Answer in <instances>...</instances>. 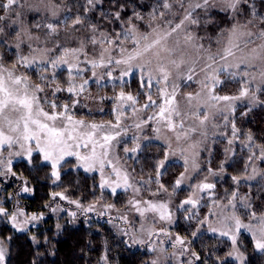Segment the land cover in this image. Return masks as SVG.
<instances>
[{"label": "snow or ice", "instance_id": "6c2138e0", "mask_svg": "<svg viewBox=\"0 0 264 264\" xmlns=\"http://www.w3.org/2000/svg\"><path fill=\"white\" fill-rule=\"evenodd\" d=\"M103 3V0H86L84 5V13L82 16L79 13L75 16L65 14L63 18H60V12L62 10L63 0L61 3H56L55 0H38L37 3H32L31 0H6L5 3L0 4L5 12V15H0V37H6L12 35L17 43L14 47L19 50L21 44L24 43L22 37L26 36L28 40H39L40 38L33 37L30 30L25 28L23 17L26 12H34L37 14L44 13V19L47 22H36L33 27L36 29H46L45 35L49 38L59 37L60 26L63 25L66 31L65 39L68 41L77 40L79 47L71 48L64 47L59 41L56 42V49L61 50V55L56 59L38 60L36 56L19 55L11 63V67L6 66L3 56H0V155L3 154V150L12 149L14 146H19L22 151L9 152V156H23L26 155L29 162H31L33 152L42 154L44 161H50L53 169L51 175L57 180L59 179V172L57 171L60 161L65 156H75L86 171L94 170L96 165H99V170L102 175L101 188L108 186L112 188V192L115 193L116 188L121 187L119 181L115 183V187L109 184L103 179V170L105 162L111 164L110 160H107L109 155V149L112 147V142L121 135L120 131H112L120 129L121 120L120 115L116 116V122L108 121L105 123L97 124L95 122L86 123L83 119H75L72 114L69 113V105H58L55 101H47L48 107L51 111H46L42 106L41 98L38 93L44 92V87L38 83H32L30 77L24 74H17L20 67L31 68L34 64H50L53 69H56L62 65L68 66L69 75L72 76L73 69L79 73L83 71L78 65L71 64L68 60V56H74L77 59L78 53L87 54L84 52L85 41L84 39L75 36V32L80 29L77 26H85L86 14L93 11L98 4ZM187 4V7L185 6ZM249 0H162L159 5L164 11H158L156 8L148 14L146 22V28L148 31H141L139 27L132 23L133 18H129L127 23L130 25L124 31L116 33L114 36L100 32V39H97L95 33L98 28L94 24H87V28L91 31L92 35L88 37V42L95 47L101 46L99 61H89L93 68L97 67H119L124 66L121 71V78L130 75L134 70L139 71L142 74V87L145 83L148 87H151V81L156 80L157 84H163L162 88L158 89L159 97L162 103H157V100L152 98L151 94H148L146 99L147 103L142 105L140 110L148 109L149 107H158L159 111L154 116H149L147 120L156 119L158 124H161L169 132L174 133V138L177 145L180 142L187 141L191 138L192 133H196L198 129H203L206 123L209 121L212 115L209 110L210 107L214 108L215 103L211 105L209 102H233L247 100L252 106H264V100L259 98L258 94H264V28H260L258 31H252L250 25L254 24L255 20H259L261 24H264V16L257 17L254 11H250L249 15L253 19H248L244 23H240L236 19L238 15H243L244 5H248ZM120 7L119 5L117 6ZM177 7L182 10L183 15L178 23H174L172 19H167V13L173 11V8ZM212 8H218L220 11L231 13L230 18L235 22L230 29L222 30L217 37L215 43L218 45L215 52L212 51V41L209 38L208 47H205L204 43H200L204 37H198L188 30L190 25H199L200 20L194 16L196 9H203L205 13ZM67 12L71 13V8H67ZM114 18L120 20V10L114 13ZM135 20L144 22L145 17L140 13H134ZM55 21V22H53ZM6 29L11 30L10 32ZM130 42L131 47L127 45ZM4 45H7V39L0 41ZM108 47H104V45ZM31 48V45L29 44ZM191 47L196 52V58L188 59L186 57V49ZM49 49L48 51H53ZM33 52L37 49H32ZM118 53V57L113 55ZM201 60L203 63L201 64ZM106 61V62H105ZM199 67V73H203V79L198 80L197 66ZM148 72L147 81H144L143 73ZM155 73V76H153ZM227 74L228 77L236 80L240 84L238 95H217L215 94V88L224 84L225 81L221 80V75ZM107 76H111L112 72H106ZM93 76L96 73L93 72ZM45 77L41 76V80ZM74 79V77H73ZM211 82L212 87H209ZM88 83L87 80L79 86V91H84V86ZM192 83H199L200 91L187 92L184 94L183 99L185 103L184 109L181 108L180 101L177 96L180 94L182 87H191ZM171 88V91L168 89ZM62 89L56 88L53 91H61ZM70 93H75V86L72 85L67 89ZM206 97L207 99L201 103V99ZM120 99L131 101L135 105L138 101L133 95L120 93ZM79 101H76L78 103ZM195 102V103H194ZM229 108L234 111L235 105L230 104ZM57 109H60L57 111ZM251 110V108L249 109ZM134 111H136L134 109ZM222 111V109L220 110ZM246 115V113H245ZM227 120V116L224 117ZM186 119H191L194 122L192 126H189L185 130ZM177 120L179 122H177ZM145 123L147 121H144ZM136 128H140L141 124H136ZM126 131V130H125ZM156 132H160V128L154 129ZM239 129L236 128L235 123H232V135L237 137ZM99 134V136H98ZM202 136H206L205 131H201ZM238 138V137H237ZM135 139V138H134ZM148 139V138H145ZM156 139H160L157 136ZM249 144H252L254 138L249 133L247 135ZM232 143L231 140L228 141ZM89 148L90 154L81 155L75 149L81 147ZM247 146V145H246ZM97 147L101 151L97 152ZM189 147H195V145H189ZM260 149V154L257 157L260 160H264V145H255ZM141 149V145L136 143V146L132 149L125 148L124 151L128 153L137 152ZM165 151L163 158L156 162L157 176L162 174L161 170L166 169V165L170 156L176 155V150L172 148L171 141L169 140L165 145ZM251 151V148L249 149ZM186 149L180 148V156L184 159L185 171L187 172L188 158L184 155ZM198 153H194V157ZM252 156H256L253 152ZM249 157V160L252 159ZM0 164H4L3 160H0ZM12 160L7 161V171L11 175L15 176L16 173L11 169ZM192 168L194 171L199 170V164L195 158L192 159ZM113 171L116 172L119 177V170L113 167ZM221 171H223V165H221ZM255 172V169L253 170ZM5 173L0 172V175ZM256 175H264L256 173ZM256 175H250L246 178L248 180H254ZM207 179V178H205ZM184 180V173L181 174L173 187V192L180 187ZM233 181L239 183L237 177H233ZM159 183V181H157ZM124 186L131 187L128 184L127 175L124 176ZM215 187L212 183H201L196 185V188L200 191L210 190ZM160 190L168 192V189L164 185L160 184ZM23 191L29 192L31 189L27 186L23 188ZM138 191V189H137ZM159 193H153L158 195ZM59 196L61 199H65L62 193H54L53 198ZM237 193H232V200H229V204L235 208L236 205L233 200L236 199ZM70 203L76 204L78 208L82 205L78 201H70ZM130 203H132L130 201ZM139 201L135 202L133 206L136 211L144 216L145 212H154L159 214L160 220H171V213L168 211L167 203H153L151 201H145L147 207L141 209L139 207ZM198 200L193 197L185 199L180 207L185 205H191L192 208H196ZM241 207L245 209H251L252 205L249 202V198L245 197L240 201ZM107 208L113 207V205H105ZM95 205H89L87 208H83L85 213L93 211ZM187 211V209H185ZM55 211V209H53ZM75 217L76 213H70ZM0 216H8L12 227L17 231H25L26 226L31 223L42 219V215L38 216L32 214L27 216L22 210H17L16 213L9 215L7 210L0 207ZM249 223H244L238 216H232L229 219L234 221L235 227H229L226 231H220L221 236H226L230 239L232 245V251L226 254V259L231 258L235 261H239L240 264H245L246 258L239 250V234L241 230H245L251 234V239L254 245V249L260 252H264V213L257 215L255 211H249ZM24 217V219H20ZM195 218V213H192L188 219ZM127 220V217H124ZM255 221V223H253ZM198 227L192 232V236L196 237L201 231L204 225H207V230L213 233L217 232L216 228H213L208 224V219L205 217L203 220L197 221ZM59 227V225L57 226ZM128 235L127 232H124ZM149 237L153 235L150 231ZM34 242L35 237H32ZM131 243L129 246L141 244L145 241L143 239L129 238ZM176 243L183 245L185 240L179 236L176 237ZM175 246V245H173ZM149 251L154 252L155 248L149 246ZM183 255V252L181 253ZM196 255L194 252L192 253ZM199 259V256H196ZM6 249L3 247V242L0 241V264H5ZM106 259V257H105ZM217 259H220L219 257ZM151 264H158V260L153 259Z\"/></svg>", "mask_w": 264, "mask_h": 264}, {"label": "rangeland", "instance_id": "374dc122", "mask_svg": "<svg viewBox=\"0 0 264 264\" xmlns=\"http://www.w3.org/2000/svg\"><path fill=\"white\" fill-rule=\"evenodd\" d=\"M32 3H37L38 0H31ZM56 3L59 1L55 0ZM202 2V0H201ZM102 4V3H101ZM98 4L97 6H100ZM96 6V7H97ZM187 7V4L185 5ZM213 11H219L223 14L228 15L230 19V23L227 26H224L220 29L215 27L214 31L208 30V27L211 22V13ZM65 14H69L67 9L64 5H62V10L60 12V18L62 19ZM44 13H34V12H26L23 20H24V27L30 30V33L33 37H39V40H28L26 36L22 37L24 43L21 44V48L17 50L19 55L29 56H36L38 60H49V59H56L60 56L61 50L56 49V42L59 41L64 47H79V42L77 40L68 41L65 39L66 31L63 28V25L60 26V35L59 37L49 38L45 35L46 29H36L33 25L36 22H47L44 19ZM183 12L182 10L178 9L177 7L173 8V11L167 13L166 18L172 19L174 23H178L180 18H182ZM194 16L198 17L200 20V24L197 25H190L188 30L195 34L198 37H204L200 43H204L205 47H208L209 38L212 41V51L215 52L218 45L215 43L217 37L220 35L222 30L230 29L232 24L235 22L233 19L230 18L231 13H226L220 11L218 8H212L210 11L205 13L203 9H196ZM240 23L246 22V18L243 15H238L236 17ZM55 22V21H53ZM93 24V23H92ZM136 24V23H134ZM98 28V31L95 33L97 39H100V32L105 34H109L114 36L116 33H120L115 31L114 33L106 30L101 29L95 24ZM141 31H148L146 28V23L144 26L136 24ZM130 25L128 24L126 27L123 28V31L128 28ZM80 30L75 32V36L85 41V49L84 52L87 53L86 55L83 53H78L79 59L74 56L69 55L67 58L71 64H76L80 69L83 71L77 73L76 69H73L72 76L69 75L68 66L62 65L56 69H53L50 64H42L37 63L34 64L31 68H24L20 67L17 71V74H29L28 71H33L36 76L37 80L30 78L32 83L41 84L44 87V92L38 93V95L43 98L41 101L42 106L45 108L46 111H51L48 107V104L45 102L47 101H55L58 105L68 104L69 113L74 116L75 119H83L86 123L95 122L97 124L100 123H107L111 121L113 123L116 122V116L120 115L121 125L120 129H115L112 131H120L121 135L117 137L115 141L112 142V147L109 149V155L107 160L111 161V164L105 162L104 170H103V179L115 187V183L119 181L121 187L116 188L115 193L112 192V188L105 186L101 188L102 183V175L99 170V165H96L94 170L86 171L85 167L82 166L81 162L77 160L75 156H65L61 162L66 161L67 158L73 160L74 167L80 168L82 171L88 174H95L97 177V184L99 186L101 193H110L111 195L116 194L119 191H123L127 193V202L126 207L124 209L119 210L115 206L111 208L105 207V205H111V203H107L105 201H100L99 204L96 206L97 210L102 216L96 214L94 219H106L112 221H119V223L126 228L124 232H127V243H131L130 237H134L135 239H143L145 243L143 245L136 244L132 245L133 247H140L147 251V253L151 254L150 260L153 259L158 260V264H193L194 263V255L191 254L193 252L190 251V245L187 240L180 236L173 228L174 223L177 222L178 216L181 215V218H184V221H198L203 220L205 217L208 219V224H210L213 228H216L218 231L213 233L207 230V225H204L199 232H205L209 235H213L218 237L219 239H224L227 242L228 252L232 251L231 241L226 236H221L219 233L220 231H226L229 227L234 228L235 224L232 219H229L232 216H238L244 223H249V211H255L257 215L264 213V207L261 211L255 210L251 199L244 194L240 190L241 184H252L256 182L262 175H256V173L264 174V160H260L257 157L260 154V149L255 147V144H249L247 137L244 140H240L238 133L237 137H233L232 135V123L234 122V115L236 110L240 107H255L250 105L247 100L241 101H233V102H209L211 105L215 103V107H210V111L212 115L210 116L209 121L206 123L203 129H198L196 133L191 134V138L189 140L181 141L179 145H177L174 133L169 132L166 128H164L161 124H158L156 119L147 120L149 116H154L158 111V107H149L148 109L140 110L142 105L147 103V95L151 94L154 100H157V103H162L159 97L158 89L163 87V84H157L156 80L153 79L151 81V87H148L145 83V86L142 87V74L139 71H133L130 75L124 76L121 78V71L123 70L124 66L119 67H97L93 68L89 61L96 60L99 61L100 59V52L101 46L96 45L93 47L91 43L88 42V37L92 35L91 31L87 28V26H77ZM252 31H258L260 28L253 25L249 26ZM17 41L14 38L13 44L15 45ZM31 45V48L29 47ZM129 48L131 47L130 42L127 45ZM104 47H108V45H104ZM15 48V47H14ZM32 49H37V51L33 52ZM49 49H54L53 51H48ZM118 57V53H113ZM186 57L188 59L196 58V52L191 47L186 49ZM106 62V61H105ZM203 60H201V64ZM10 67L9 65H6ZM199 67L197 66V72L199 73ZM27 69H29L27 71ZM30 71V72H31ZM111 71L112 75L109 77L106 75V72ZM93 72L96 73V76H93ZM29 76V75H28ZM41 76L45 77V79L41 80ZM148 72L143 73L144 81H147ZM155 76V73H153ZM74 77V79H73ZM221 80H224L225 83L215 88V94L217 95H229L234 96L238 95L240 84L237 82L239 77L236 80L228 77L227 74L221 75ZM134 79L136 85L131 87V80ZM197 79H203V73H199ZM87 80L88 83L84 86V91H79V86ZM74 85L76 92L70 93L67 89ZM108 86L107 89H102L103 87ZM135 87V88H134ZM209 87H212L211 82H209ZM56 88L62 89L61 91L55 92L53 95V91ZM171 91V88L168 89ZM200 91L199 83H192L191 87H182L180 89V94L177 96V99L180 101L181 108L184 109L185 103L183 96L187 92H197ZM124 92L126 95L131 94L137 98V103L135 105L132 104L131 101H126L120 99V93ZM259 98H260V94ZM207 99L203 97L201 99V103ZM76 101H79L76 103ZM195 103V102H194ZM230 104H234L235 108L234 111H231L229 108ZM134 109L136 111H134ZM222 109V111H220ZM60 109H57L59 111ZM86 111L90 114H98L99 116L96 118L86 117L82 113ZM94 114V116H95ZM93 116V115H92ZM225 116H227V120H225ZM144 121H147L146 123ZM177 122H179L177 120ZM141 124L140 128H136V124ZM194 122L191 119H186L185 121V130L192 126ZM160 128V132L154 131V129ZM126 130V131H125ZM201 131H205L207 133L206 136H202L200 133ZM99 136V134H98ZM157 136H160V139H156ZM135 138V139H134ZM148 138V139H145ZM171 141L172 148L176 150L175 156H170L169 161L166 167L169 164L179 163L181 165V171L177 174L173 185L172 190H168V192H163L160 190V187L152 188L145 179L139 178L135 176L133 171L132 162L137 158L139 151L142 147L150 142H156L160 144L164 151L165 145L168 141ZM229 140L232 141L229 144ZM136 143L141 145V149L137 152L129 151L126 153L124 151L125 148L132 149L136 146ZM189 145H195V147H189ZM247 145V146H246ZM219 146L217 152L221 153V158L219 160L218 166H214V157H215V149ZM184 148L186 149L184 155L188 158L187 164V172L185 171V163L184 159L181 158L179 149ZM251 148V151L249 150ZM89 148H84L83 146L79 149H75L81 155H88L90 154ZM244 150L245 151V168L243 171L239 172L237 175H232L230 177V183L233 189L225 188L220 182L227 176L226 165L231 162L236 154V150ZM15 151H22L19 146H14L12 149H5L3 150V154L0 155V160L4 161V164H0L3 168L0 167V172L7 171V161L8 159L12 160V163L17 158H26V155L23 156H9V152ZM101 149L97 147V152L99 153ZM255 152L256 156H252V153ZM194 153H198L194 157ZM38 155L43 159L42 154L38 153ZM252 156V159L249 160V157ZM163 158V157H162ZM161 158V159H162ZM195 158L199 164V170L194 171L192 168V159ZM27 159V158H26ZM221 165H223V171H221ZM113 167L119 170V177L117 176L116 172L113 171ZM255 169V172L253 171ZM162 172L164 170H161ZM8 172V171H7ZM184 173V180L179 188L176 190L182 189L186 196L177 198L176 190L173 192V187L175 182L178 178H180L181 174ZM127 175L128 177V184L131 187L124 186V176ZM162 175V174H161ZM157 176V172L152 177V181L160 183V176ZM250 175H256L254 180H248L246 177ZM3 177V175H0ZM233 177H237L239 183L233 181ZM207 178V179H205ZM15 179H20L18 176ZM21 184L20 189L16 190V188L8 193V202L12 203L13 207L12 210H8L6 208L4 200H0V207H3L7 210L9 215L14 214L17 210H22L27 216L32 214H36L38 216L42 215L44 218V214L42 212L37 211H28L24 208L21 201L16 197L18 194H30L32 192L31 186L29 187L31 191L25 192L23 188L26 185L24 179H20ZM201 183H212L215 185L213 189L200 191L196 188V185ZM160 185V184H159ZM165 187V186H164ZM166 188V187H165ZM138 189V191H137ZM16 190V192H15ZM236 192L237 196L236 199L233 200V203L236 205L233 208L229 204V200H232V193ZM153 193H159L158 195H153ZM22 196V195H21ZM64 196V195H63ZM193 197L194 199L198 200V204L196 208H192L191 205H185L183 208L180 207L182 202L189 198ZM58 197V196H57ZM65 197V196H64ZM249 198V202L251 203V209H245L241 207L240 201L245 198ZM60 198V197H59ZM61 199V198H60ZM104 200V199H103ZM130 201L132 203H130ZM139 201V207L141 209L147 207L144 203L145 201H151L153 203H160L164 202L167 203L168 211L171 213V220H160L159 214L154 212H145L144 216H141L137 211L136 208L133 206L135 202ZM21 203V204H20ZM54 205V204H53ZM53 205L50 207L53 208ZM76 205V204H75ZM50 208V209H51ZM87 208V207H83ZM83 208L79 210L80 212H84ZM56 209V208H53ZM61 209V208H60ZM59 208L56 211L60 210ZM187 209V211L185 210ZM64 211V209H61ZM112 211L111 215L108 214V211ZM72 213V212H71ZM91 213V211L89 212ZM195 213V218L188 219L189 216ZM70 215V212H69ZM7 219L9 224L12 226L11 222L9 221L8 216H2ZM127 217V220L124 219ZM42 218V219H43ZM20 219H24L21 217ZM38 220L35 222H31L26 226V230L30 226H37L39 222L42 220ZM255 223V221H253ZM198 227V224H197ZM13 228V227H12ZM14 229V228H13ZM16 230V229H15ZM196 230V229H195ZM152 232L153 235L149 237L148 233ZM179 236L185 240L183 245L176 243V237ZM239 250L243 252L246 260H247V253L245 251L247 246V241H249L252 245L253 250L256 253H262L254 249V245L251 239V234L245 230H241L239 234ZM0 241L3 242V247L6 249V258L8 255V247L4 240L0 238ZM175 245V246H173ZM149 246L154 247L155 251L151 252L148 250ZM183 252V255L181 254ZM191 252V253H190ZM227 252V253H228ZM194 256V257H193ZM231 262L236 264H240L239 261H235L231 258H227ZM6 261V259H5ZM246 263V262H245Z\"/></svg>", "mask_w": 264, "mask_h": 264}, {"label": "trees", "instance_id": "16d2710c", "mask_svg": "<svg viewBox=\"0 0 264 264\" xmlns=\"http://www.w3.org/2000/svg\"><path fill=\"white\" fill-rule=\"evenodd\" d=\"M57 1L61 3V0ZM5 2L6 0H0V4ZM161 3L162 0H103L100 6L86 14L85 26L93 23L112 33L122 32L123 28L128 25L129 18H133L132 23L144 26L148 14L153 8L164 11L159 7ZM85 4L86 0H63L66 9L71 8L69 14L72 16L78 13L84 16ZM242 7L243 16L247 20L253 19L249 15L250 11H254L257 17L264 16V0H249V4ZM117 10H120V20L114 18V13ZM137 12L145 17L144 22L135 20L134 13ZM0 15H5L2 8H0ZM229 23L228 15L213 11L208 30L212 32L215 27L220 29ZM254 25L264 28V24H261L259 20H255ZM6 31L10 32L11 30L6 29ZM4 39H7L8 43L7 45L0 43V56H3L5 64L11 67V63L16 59L18 53L14 48V37L12 35L0 37V41ZM30 71H28L29 77L36 81V74ZM135 85V80L132 79L130 86ZM107 88L108 86L102 89ZM260 99L264 100V94H260ZM250 108L251 110H249ZM82 114L91 118L99 116L97 113H94V116L86 111H83ZM233 119L236 128L239 129L240 140H244L251 133L255 145H264V106L240 107L236 110ZM219 148L217 146L215 149V167L218 166L221 158V153L217 152ZM163 154L164 149L160 144L156 142L145 144L137 158L131 161L133 171L135 176L145 179L152 188L160 187L159 184H162L168 190H172L173 182L182 169L179 163L169 164L164 169L160 176V183L151 180L156 173V162L163 157ZM26 158H17L13 161L11 169L16 173L15 176L7 171L3 172L5 173L3 177L0 176V200H4L9 211L12 210L13 205L8 202L7 198L8 193L15 188L16 190L20 189L21 184L18 183H21L19 181L23 178L27 187L31 186L32 192L18 194L16 197L26 210L40 211L45 216L37 226H30L25 231L13 229L8 220L0 216V238L5 241L8 247L5 264H151V254L147 253L145 249L129 246L130 244L126 240L127 235L123 234L126 228L119 221L110 222L106 219L93 218L96 217V214L97 216L103 215L95 210L98 209L97 205L100 201L111 203L122 211L126 207L127 193L123 191L114 195L101 193L96 175L75 168L71 157L59 163L58 180L51 175L53 171L51 162L44 161L37 152H33L31 162ZM244 160L245 151L237 149L234 158L226 165L227 176L219 186L223 185L225 188L233 189L230 177L244 170ZM0 167L3 168L1 165ZM16 176L20 179H15ZM240 186V190L251 199L255 210L261 211L264 207V175L252 184H241ZM54 193H62L65 199H60L59 196L53 198ZM176 194L179 200L180 197L186 196L182 189L176 190ZM70 201H78L82 207L78 208ZM51 205L53 208H61L64 211L61 209L53 211ZM89 205H95L91 213L79 211ZM69 212H75L76 216L69 215ZM107 213L111 215L112 211ZM58 225L59 227H57ZM173 228L187 240L190 251L196 254L195 257L193 256L195 258L193 264H236L226 259L228 246L224 239L205 232L198 233L196 237L192 236V232L197 228L196 221L186 222L179 215ZM32 237H35L37 242H34ZM245 251L247 253L245 264H264V252L256 253L249 241H247ZM196 256H199V259ZM218 257L220 259H217Z\"/></svg>", "mask_w": 264, "mask_h": 264}]
</instances>
